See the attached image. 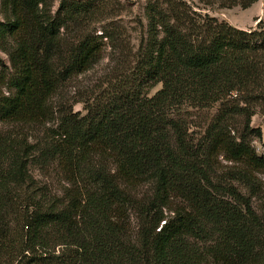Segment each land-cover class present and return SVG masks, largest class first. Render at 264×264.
<instances>
[{
    "label": "trees",
    "instance_id": "obj_1",
    "mask_svg": "<svg viewBox=\"0 0 264 264\" xmlns=\"http://www.w3.org/2000/svg\"><path fill=\"white\" fill-rule=\"evenodd\" d=\"M54 1L0 0V264H264L252 144L264 131L251 125L264 112V0L249 30L148 0L136 50L119 1ZM216 1L257 0H200ZM105 52L114 67L84 113L54 101ZM213 106L193 136L191 117ZM29 125L43 127L32 145ZM29 164L58 171L62 192Z\"/></svg>",
    "mask_w": 264,
    "mask_h": 264
},
{
    "label": "rangeland",
    "instance_id": "obj_2",
    "mask_svg": "<svg viewBox=\"0 0 264 264\" xmlns=\"http://www.w3.org/2000/svg\"><path fill=\"white\" fill-rule=\"evenodd\" d=\"M119 1L123 6L124 10L116 18V22L119 25L124 26L129 34V39L131 45L136 50L137 44L139 42L140 36V24L139 21L144 25V29L147 25V20L145 16V6L148 0H116ZM193 7L202 12L208 13L210 16H214L219 20H224L239 29L249 30L254 29L258 22V19L263 17V0H257L252 3L247 8H242L240 5H235L231 8H221L217 1L213 5H205L201 3L200 0H185ZM58 0L54 1V9H56ZM99 24L95 25L97 29ZM100 33V30L97 31ZM5 61L7 58L4 54L0 53ZM114 67V63L110 62L105 52V56L93 69L89 70L87 73L78 76L73 81L68 82L59 93L54 97V101L64 102L67 107L72 108L73 111H78L84 113L83 103L81 102L83 96H86V92L92 88L94 84H98V78L101 74L107 72L109 68ZM160 88L158 84L154 89L151 90L153 94L157 89ZM217 109V106H213L210 109H205L196 113L192 116L194 121L190 127L192 129L193 136L197 137L200 132L203 131L205 127L204 120L212 116ZM56 124L55 121H50L47 123L46 127H52ZM251 125L253 127H260L264 131V112L261 109H257L255 115L252 116ZM42 126L29 125L24 128V135L26 142L28 144L36 143L37 138L42 135ZM43 130V127H42ZM253 146L256 148L259 154L264 153V135L261 139L254 138L252 140ZM222 164L226 162L218 159ZM29 172L34 176L36 180L44 184L52 192L60 194L65 185L61 174L58 171H51L50 174H43L37 167L33 164L28 166ZM262 187L264 188V176H259ZM258 203H255V205Z\"/></svg>",
    "mask_w": 264,
    "mask_h": 264
}]
</instances>
